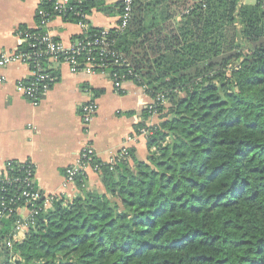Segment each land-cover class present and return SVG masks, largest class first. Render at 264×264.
Segmentation results:
<instances>
[{"label":"trees","instance_id":"16d2710c","mask_svg":"<svg viewBox=\"0 0 264 264\" xmlns=\"http://www.w3.org/2000/svg\"><path fill=\"white\" fill-rule=\"evenodd\" d=\"M263 3L134 0L128 29L109 32L130 67L106 70L152 99L165 97L156 113H143L153 124L136 128L150 133L146 160L132 149L114 165L97 159L104 192L88 189L80 175L75 197L36 204L34 226L11 248L16 209L26 202L0 176V205L15 202L0 219V264H264ZM53 5L41 6L51 13ZM71 6L85 15L124 9L122 1ZM63 19L85 22L72 13ZM101 32L90 26L87 35ZM41 62L56 83L57 64ZM21 165L10 177L21 175Z\"/></svg>","mask_w":264,"mask_h":264},{"label":"crops","instance_id":"0c3cea01","mask_svg":"<svg viewBox=\"0 0 264 264\" xmlns=\"http://www.w3.org/2000/svg\"><path fill=\"white\" fill-rule=\"evenodd\" d=\"M102 1L116 6L122 0ZM39 6L40 0H0V54L21 48L17 31L36 28ZM87 20L92 27L111 30L118 26L120 13L116 8L111 15L92 10ZM49 31L56 40L70 46L82 34V27L55 17ZM54 67L58 80L38 106L18 90L19 83L31 77L29 66L14 63L2 70L6 80L0 81V172L10 161L32 162L37 186L44 196L73 198L79 190L76 184L66 183V170L85 145H92L97 158L104 163L124 147L134 150L139 161L146 160L147 138L136 128L153 123L154 118L143 114L153 99L133 81L124 82L117 89L109 73L75 74L65 64ZM95 91L102 93L96 96ZM90 101L97 103L98 113L91 125L85 127L81 109ZM86 175L88 189L104 190L98 173L89 169ZM27 214L26 209L18 212L22 217ZM25 236L20 235L18 242Z\"/></svg>","mask_w":264,"mask_h":264},{"label":"built area","instance_id":"2783aa9c","mask_svg":"<svg viewBox=\"0 0 264 264\" xmlns=\"http://www.w3.org/2000/svg\"><path fill=\"white\" fill-rule=\"evenodd\" d=\"M45 0H40V6L37 10V17L40 22L37 23L35 29L31 31H23L18 29L17 35L21 41V46L27 44L29 50L17 49L12 53L0 54V81L4 82L6 79L2 75V70L11 64L20 63L29 66L31 70V77L26 82H21L18 85L19 92L26 97L34 106H38L42 99L50 92L56 79L43 68L41 60L46 58L50 63L65 64L70 68L72 73H85L89 75L94 74H107L106 68L109 65H120L130 67L128 60L124 55L115 50L116 41L110 38L108 29H102L100 35H87L90 29V24L86 22L88 15L76 11L71 2L74 0H50L53 1V9L51 13L42 8V3ZM134 0H122L123 13L120 14L119 24L116 29L124 33L128 29L132 19V9ZM246 0H240L244 2ZM259 2L260 0H254ZM264 10V3H263ZM72 13L76 17H81L85 22H79L82 27V34H86L87 38L84 40H77L70 46L56 40L52 33L49 31V24L55 17L64 18L66 15ZM88 21V20H87ZM41 30V31H39ZM36 31V32H32ZM84 55L81 60L80 56ZM130 73V72H129ZM133 76L132 72L130 73ZM116 74L112 75L114 86L120 89L125 80H117ZM124 79V80H123ZM164 103L165 97L160 95L153 99L152 103L147 109L156 113V104ZM98 113V105L95 101H90L85 104L81 109V118L85 127H89L94 121ZM140 135L146 138L150 135L149 131L142 129ZM97 154L94 147L90 144L80 152L76 161L66 170V183L76 184V180L80 175L86 173L87 170H92L96 173L101 171V165L97 163ZM130 159L129 148L124 147L120 152L116 153L110 158L107 164L114 165L120 161ZM21 162L10 161L6 169L0 172L3 183L6 185H16L18 189L17 198L23 199L26 206L16 209L17 214L20 209H26L28 214L26 217L18 215V220L13 228L12 236L6 241V246L11 248L15 242L19 241L20 235H26L30 228L34 226L37 217L39 216L42 207H37L36 204L43 202L44 208H50L55 198L59 196L47 197L36 187V167L32 162H24L21 165L22 172L19 177L12 178L9 173L13 171L14 165H20ZM3 192H8L6 188H2ZM15 202L11 203L2 202L0 205V219L8 218L15 210Z\"/></svg>","mask_w":264,"mask_h":264},{"label":"rangeland","instance_id":"374dc122","mask_svg":"<svg viewBox=\"0 0 264 264\" xmlns=\"http://www.w3.org/2000/svg\"><path fill=\"white\" fill-rule=\"evenodd\" d=\"M153 122H154V120H153ZM152 124H153V123H152ZM152 124H150V125H152ZM144 138H146V137L144 136ZM95 190L101 191L102 189L99 188V189H95ZM103 191H104V190H103ZM103 191H102V192H103Z\"/></svg>","mask_w":264,"mask_h":264}]
</instances>
